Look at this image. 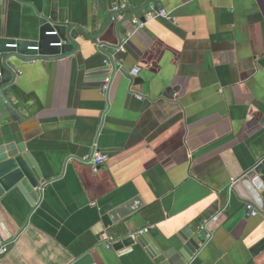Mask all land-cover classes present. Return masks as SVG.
Listing matches in <instances>:
<instances>
[{"label":"crops","instance_id":"obj_1","mask_svg":"<svg viewBox=\"0 0 264 264\" xmlns=\"http://www.w3.org/2000/svg\"><path fill=\"white\" fill-rule=\"evenodd\" d=\"M147 1L6 0L0 31L37 41L55 5L68 23L95 33L114 5ZM150 6L168 17L120 28L119 49L85 41L70 59L19 64L14 90L23 121L9 127L54 181L35 210L17 191L2 199L0 216L16 239L0 264H69L85 255L95 264H154L139 245L127 254L106 247L113 230L102 216L136 196L144 207L122 224L124 236L152 226L146 235L155 245L177 242L217 204L192 264H264V248L254 251L264 239V210L248 217L247 203L221 195L264 158V0ZM100 41L118 43L112 29ZM107 55L141 80L135 94L118 71L108 89L88 84L87 70L108 65ZM104 149L114 153L98 171L81 162Z\"/></svg>","mask_w":264,"mask_h":264},{"label":"water","instance_id":"obj_2","mask_svg":"<svg viewBox=\"0 0 264 264\" xmlns=\"http://www.w3.org/2000/svg\"><path fill=\"white\" fill-rule=\"evenodd\" d=\"M151 0L139 7L113 6L108 11L104 27L101 31L92 33L83 29L77 23H68L67 19L56 13L55 5L52 6L48 16H44L45 22L40 27V35L37 41L10 40L2 37L0 31V206L2 199L10 192L17 191L26 199L30 207L35 210L40 204L45 187L54 180H46L36 163L33 155L27 150L23 142H16L17 136L9 127L12 124H21L23 121V105L15 103L16 94L14 85L17 76L20 74L19 64L32 62H47L66 60L77 54L83 43L88 41L92 45L101 47H111L119 49L121 42L126 39L124 35H119L120 28L129 32L130 24L137 28L134 17H138V22H145L148 13L159 12L158 8L149 9ZM6 0H0V18L4 14ZM131 11L128 15H124ZM147 12L143 17L142 13ZM119 19H115L118 18ZM1 21V19H0ZM95 27V25L91 26ZM112 29L117 37V45L100 41L105 36L106 31ZM48 32H56V35H46ZM17 48H7L6 45L14 44ZM60 46H52L58 44ZM38 47V50H27V47ZM104 53V52H103ZM108 65H101L91 68L86 72L87 82H93L96 87L111 86L116 72L118 71L129 80L128 92L135 94L132 86L140 85L141 80L133 78L123 69H119L113 57L107 55ZM139 93H141L139 91ZM167 94L171 96L170 89ZM112 149H104L101 156L110 157ZM221 195L227 199L228 203L232 198H236L247 204L251 203L258 210H264V158L257 162L251 169L244 172L241 177L231 181L224 187ZM218 203V201H217ZM144 207L141 197L136 196L118 207L110 210L101 218L105 229H112L116 232L115 241L111 249L120 254H127L133 251L135 245L144 249L154 264H192L196 255L200 252L201 246L206 241V231L203 229L205 221L214 216L218 205L214 204L211 209L203 213L194 222V227H184L176 235L177 242L165 241L158 245L151 242L146 234L136 236L123 235L121 226L128 219L140 212ZM15 236L8 231L0 216V257L6 255L14 246ZM264 248V239L258 243L254 251H261ZM69 264H95L91 255H85Z\"/></svg>","mask_w":264,"mask_h":264},{"label":"built area","instance_id":"obj_3","mask_svg":"<svg viewBox=\"0 0 264 264\" xmlns=\"http://www.w3.org/2000/svg\"><path fill=\"white\" fill-rule=\"evenodd\" d=\"M152 10V9H151ZM158 16H163V17H168V14L165 12V11H159V12H153V13H148L146 15V17H148V19L145 20V22L141 23V22H138V20H134L133 22L136 23L138 26L137 27H140V28H143L145 23L147 21H150L151 19L155 18V17H158ZM46 35H56V32H48L46 33ZM17 41V40H15ZM60 46L61 44L58 43V44H52V46ZM7 48H17V44L16 42L14 44H8L6 45ZM27 50H35L37 51L38 50V47H32V46H29L27 47ZM134 75L137 74V71L134 70L132 72ZM106 158L104 156H101L97 153H93L92 155L90 156H87V157H84L81 162H83L84 164H87L89 165L92 170L94 172L98 171L99 167L105 162ZM245 209H246V213H247V216L248 217H255L257 214H258V211L257 209L252 205V204H246L245 206ZM152 228V226H147L143 229H140L138 230L137 232L133 233L131 235L132 238L136 237V236H139V235H142V234H147L149 229ZM106 241H107V249H110L111 248V245L112 243L115 241V238L112 237L111 235H108L106 237Z\"/></svg>","mask_w":264,"mask_h":264},{"label":"trees","instance_id":"obj_4","mask_svg":"<svg viewBox=\"0 0 264 264\" xmlns=\"http://www.w3.org/2000/svg\"><path fill=\"white\" fill-rule=\"evenodd\" d=\"M110 235L115 238L116 232L114 230L113 231H110Z\"/></svg>","mask_w":264,"mask_h":264}]
</instances>
